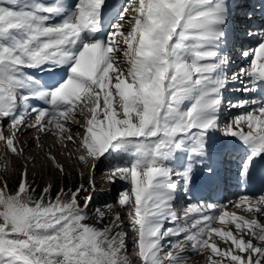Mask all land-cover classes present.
<instances>
[{"label":"snow or ice","instance_id":"6c2138e0","mask_svg":"<svg viewBox=\"0 0 264 264\" xmlns=\"http://www.w3.org/2000/svg\"><path fill=\"white\" fill-rule=\"evenodd\" d=\"M103 3L78 0L68 19L48 26V17L38 13H58L59 8L0 0V141L12 154L22 155L25 149L16 144L22 129L54 135L61 147L67 139L78 143L79 161L93 172L110 149L135 147L138 158L129 167L110 169L107 179L129 184L117 204L128 213L139 264H187L190 255L203 252L210 253L209 264H264V223L257 218L264 217V194L229 202L244 216L227 211V204L205 202L189 204L177 216L174 196L168 194L175 190L173 177L191 182L192 158L205 153L208 130L219 127L214 114L229 80L248 76L253 85L264 81V28L249 33L258 39L257 47L241 53L254 57L249 67L213 80L211 73L227 61L214 63L217 52L205 50L196 51L189 63L183 50L188 40L220 39L223 33L213 26L226 22L220 14L227 12L225 6L215 0H128L107 40L88 41L77 51L82 33L99 31ZM43 65L61 68V77L66 70L67 79L45 89L34 77H21L23 69ZM194 91L191 107L180 111V103ZM32 99L47 107L32 106ZM70 125L83 129L82 135L66 136ZM5 126L11 135L4 134ZM223 133L248 146L250 155L241 169L247 177L254 158L264 154V106L234 117ZM177 150L188 154L181 171L164 163ZM49 159L64 172L55 157ZM93 192L90 183L68 199L62 198L67 195L63 190L53 199L49 188L37 197L26 171L15 190L5 179L0 186V264H132L119 214L102 228L86 222ZM96 213L101 221L105 218L104 211ZM217 222L220 226L214 227ZM228 223L235 225V233L224 227Z\"/></svg>","mask_w":264,"mask_h":264},{"label":"rangeland","instance_id":"374dc122","mask_svg":"<svg viewBox=\"0 0 264 264\" xmlns=\"http://www.w3.org/2000/svg\"><path fill=\"white\" fill-rule=\"evenodd\" d=\"M124 1H126V0H124ZM72 2L75 4L76 0H73ZM126 5H128V1H127ZM115 6L116 7L118 6V2H117V4H115ZM123 12H124V9H119L115 13V15L112 19V27L115 24H117L118 21L120 22V17H121V14ZM38 15H40V14H38ZM131 15H132V13H131ZM116 20H118V21H116ZM114 22H116V23H114ZM90 41H92V40H90ZM80 46H82V44ZM117 103H118V101H117ZM184 105L185 104L183 102H181L179 105V108L184 107V111H185L186 107ZM2 130H3L5 135H11V133L6 132L5 128H3ZM72 130H73L74 134H76V135L78 133H80L82 135V133H83V129H81L78 126L72 127ZM75 131H76V133H75ZM33 132H34L33 130H26V132L22 136H25V134H29L30 137H32ZM48 140H51V138H48ZM44 142H45V139H44V137H42L41 141L38 142L40 145L39 147L37 146L38 143H36V142L32 143V145H31L32 147L31 146L29 147V149L34 148L32 155L30 154L31 152L27 153L28 151L24 152V155L23 154L22 155H14L9 150H7L5 148L4 142L0 141V186H2L3 181L6 179L10 189L15 190L18 187V183H19L21 174L24 173L26 171V169H27V176H30V177H28L27 180L31 184V187L35 189V195L37 197H39V195L43 192V190L45 188H49V195H51L53 199H55V196L58 193H61V190H63L64 193H67V195L62 196V198L68 199V198H70L71 192L74 191L76 188L80 187L81 185L88 188L89 184L92 183L95 187V192L92 193V197L94 196V198H92L93 204L90 205L89 209L87 210L86 222L89 223L90 225L94 226V227L102 228V227H104V225L108 224L109 221L112 218H114V216L116 214H119L122 217L123 223L125 226L123 230L128 233V238L126 240L127 254H128L129 259L132 262V264H139V260L135 259V257L132 256L133 252L135 250V244L133 245V243H134L133 236H132L133 230L130 227V220L128 217V213L126 211H124L121 208V206H119L117 204V198L120 196V194L122 192H124L129 187V184L126 183V181L121 180V179H117L115 181V183L112 184L107 179V172L114 167V162L116 161V158L118 157V153L120 152L121 149H115L112 152L111 156L106 158V160L104 162L105 163L104 168H103V170L104 169L105 170L103 171V173L102 174L97 173L96 174L97 176L93 177L91 170H89L87 168V166L83 165L82 163H81L82 165L78 163V162H80V161H78L79 160L78 159L79 153L77 151L72 152L71 150H68L67 146H70V144L74 145L77 149L79 146L78 143H71V142L65 141L64 147H61V145H60V147L52 149L51 151H49L51 153V156L55 157V159L56 158L60 159L61 163L59 162V164L63 165V167H64V172L61 173L55 167V164L44 153V151H43ZM128 149H131V158L126 160V162L122 161L124 163V165H120L119 161H116L115 167H117V166L129 167L137 159L138 150L136 148L133 149V147H129ZM128 149H124V150L126 151ZM176 153H177V151H175L173 153V155H175ZM179 153H181L183 156L186 155V152L183 153L180 151ZM35 154H36V159H34ZM13 156L16 159L13 158ZM70 156H71V159L69 158ZM22 158H25V159L23 160ZM32 162H34V165L28 166V164H31ZM73 162H75V164ZM25 164H26V166H24ZM76 164H78V165H76ZM36 170H37V172H36ZM89 190L91 191V189H89ZM82 201H83V196L80 197L81 206H83ZM105 205H109L111 207H105ZM96 209H100L101 211L105 212V218L102 221L99 219V217L96 213ZM238 214L240 216L245 215V213L239 209H238ZM246 218H251V217H246ZM262 222H264V217H262ZM168 227H171V225H168ZM232 227H235V225L232 224ZM217 243L221 248L225 247L224 244L221 245L220 242H217ZM203 254H207L205 256V258H208V256L210 255L209 252H203L200 254H196V256L203 258ZM192 262H193V257L190 256L189 260L187 261V264H191ZM200 262H201V259H199L197 263L201 264ZM207 262L209 263V261H207Z\"/></svg>","mask_w":264,"mask_h":264},{"label":"bare ground","instance_id":"6f19581e","mask_svg":"<svg viewBox=\"0 0 264 264\" xmlns=\"http://www.w3.org/2000/svg\"><path fill=\"white\" fill-rule=\"evenodd\" d=\"M53 1V4L56 5V4H60V2H65L62 7H58L60 9V11H62L63 13H65L66 15L65 16H60L58 14H55L54 15V18H57L58 20L61 18L62 20H65V19H68L70 16L69 14L70 13H74L75 10H76V5L78 3V0H76V3L74 4L72 1L73 0H67V1H64V0H52ZM122 0H117L118 4H120ZM255 1V10L259 9V6L263 5L264 4V0H254ZM116 2V3H117ZM114 3V0H104V5H102V7L100 8L99 12L103 11V10H107V18L109 17V15H111L112 13V10L114 9V6L113 8H111L112 4ZM127 6V5H126ZM116 7V6H115ZM227 8V12L224 13V15H226V17H230L231 16V7H226ZM255 14L258 15V12L255 11ZM102 15V14H101ZM100 15V16H101ZM128 15H131V13H129ZM118 21V20H116ZM119 22V21H118ZM121 22V21H120ZM259 19L256 20V23L254 24L253 26V32L257 31L259 28H258V23H259ZM116 23V22H114ZM113 28V27H112ZM97 37V35H96ZM98 38V37H97ZM259 41L257 39V42L255 44H253L251 46V49H254L257 47ZM190 45L189 42L185 41V48H188V45ZM250 49V50H251ZM184 51V50H183ZM218 55V54H217ZM183 58L186 62H189L191 63L192 60L191 58L188 56V53H187V50L185 51L184 55H183ZM254 57L251 55L250 58H248V60L246 61L245 63V68L249 67V61L250 59H253ZM212 79L214 80V77L211 75ZM251 80V77H248V76H245V81H244V85H243V94L239 97L238 99V102L240 101H257L258 103L256 104H249L247 105L245 108H238L237 111H233L232 109H229L228 111V116H229V119L232 121L234 119V117L236 116H239V115H242L248 111H251L253 109H256V108H259V107H262L264 106V100H263V97L261 95H257L255 93L254 90H251V91H245L244 88L245 86H248L249 88H253V84H250L249 81ZM261 84L264 86V81H261ZM195 95L198 94V92L194 91ZM192 94V93H191ZM191 94L186 98L184 99L182 102H186L187 100H189ZM183 105V104H182ZM186 105V104H185ZM184 105V106H185ZM180 111H183L184 110V107H181L179 108ZM79 115V113H78ZM77 125H70L71 127V131L70 132H66V136L67 135H72V136H76V134H74L73 130H72V127H76ZM6 129V132L8 133H11V129L8 127V126H5L4 127ZM27 129H22L20 132L17 133V138H16V144L19 146V147H22L25 149L24 152H27V153H30L31 155L33 154V151H34V148H30L29 147L32 145V143H38L41 141V138L44 137L45 139V142L43 144V151L44 153L46 154L47 157L51 156V153L49 151H51L52 149H55V148H58L60 147V144L57 143V138L54 136V135H47V136H44L43 134H38L36 133L35 131L33 132V136L30 137L29 134H25V136H22L25 132H26ZM76 133V131H75ZM40 136V140L37 141L36 137L37 136ZM48 138H51V140H48ZM65 141H67V139L64 140V143ZM65 145V144H64ZM214 145H221V146H228L229 147V150L234 153V152H239L240 149L242 148H247L248 152L250 153V150L248 148V146H246L242 141H240L238 138L236 137H232L230 136L229 138L227 139H224L216 134H207L206 136V151L204 154H206V152H209L213 149V146ZM32 147V146H31ZM68 147V150H71L72 152H76L77 149L74 145L70 144V146H67ZM233 147V148H231ZM29 149V150H28ZM234 149V152L233 150ZM180 151V150H179ZM24 152H23V155H24ZM111 152V151H110ZM110 152L109 153H105L103 157L100 158V160L97 162L96 164V172H93L91 167L87 166V168L89 170H91L92 172V176L95 177L97 176L96 174L97 173H103V168H104V162H105V159L110 155ZM187 153V152H186ZM231 153V154H232ZM68 154V153H67ZM74 154V153H73ZM76 154V153H75ZM133 155V154H132ZM138 156V155H137ZM215 156V154H210V157L209 158H213ZM19 157V156H18ZM23 157V156H22ZM135 157V156H134ZM199 159H202V158H205L203 155L202 156H197ZM238 159H243L245 157V154H239L238 156ZM13 158H15L13 156ZM21 158V157H20ZM71 159V156L69 157ZM77 158V157H76ZM138 158V157H137ZM16 159V158H15ZM19 159V158H18ZM23 160L25 158H22ZM31 159V158H30ZM34 159H36V154H35V157ZM217 159V158H216ZM57 160L56 162L57 163H61L60 159H55ZM135 160V159H134ZM133 160V161H134ZM40 161V160H39ZM79 161V160H78ZM21 162V161H20ZM77 162V161H76ZM172 161H166L164 162L166 164L167 167L171 168L172 169V165L170 164ZM14 163V162H13ZM75 164V162H73ZM79 164H81V162H78ZM19 164V163H18ZM34 165V162H32L31 164H28V166H33ZM78 165V164H76ZM82 165V164H81ZM84 165V164H83ZM19 166V165H18ZM26 166V164L24 165ZM46 166V165H45ZM44 167V166H43ZM47 167V166H46ZM30 168V167H29ZM28 168V169H29ZM81 168V167H80ZM79 168V169H80ZM108 168V167H107ZM33 169V168H32ZM78 169V170H79ZM41 170V169H40ZM46 170V169H45ZM82 170V169H81ZM26 172H27V169H26ZM37 172V170H36ZM40 172V171H39ZM44 172V171H43ZM46 172V171H45ZM71 172V171H70ZM83 172V171H82ZM264 172V164L261 165V167L259 169H253L251 166H249V169H248V177H247V180L249 182V188H248V196H260L261 194H264V178L263 177H259V173H262ZM27 177H30V176H27ZM102 178V177H101ZM28 179V178H27ZM173 180H177V177H173ZM41 181V180H40ZM119 181V180H118ZM122 182V181H121ZM127 183V182H126ZM97 185V184H96ZM118 186V185H117ZM170 194V193H168ZM241 196H244L242 195V192L239 191V189H236L234 191H232V195L229 196L225 203L224 204H227L228 207H227V211L229 212H235L237 215L238 214V208H235L232 206L231 203H229L230 201H236L239 197ZM240 210V209H239ZM258 219H260L261 223H264L262 222V217H257ZM214 227L215 226H220L219 223L217 222L216 224L213 225ZM165 227H168V224H165ZM224 227L226 228H231L233 230V232L235 233V227H232V224L228 223L226 225H224ZM246 239L248 237H245ZM217 239V242H220L221 245H223L224 243L222 241L219 240L218 237H216ZM255 243V241H254ZM134 245V243H133ZM207 254H203V258H200L199 256H196V254L194 255H190L193 257V262L191 264H198V260L201 259V264H209L207 261H208V258H205ZM133 256V255H132ZM135 257V256H133ZM135 259H137L135 257Z\"/></svg>","mask_w":264,"mask_h":264},{"label":"trees","instance_id":"16d2710c","mask_svg":"<svg viewBox=\"0 0 264 264\" xmlns=\"http://www.w3.org/2000/svg\"><path fill=\"white\" fill-rule=\"evenodd\" d=\"M85 195H86V193H85Z\"/></svg>","mask_w":264,"mask_h":264}]
</instances>
